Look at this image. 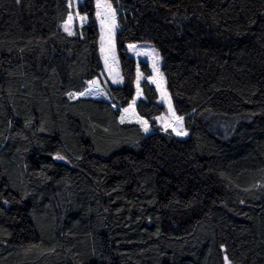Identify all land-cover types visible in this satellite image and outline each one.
<instances>
[{
	"label": "trees",
	"instance_id": "trees-1",
	"mask_svg": "<svg viewBox=\"0 0 264 264\" xmlns=\"http://www.w3.org/2000/svg\"><path fill=\"white\" fill-rule=\"evenodd\" d=\"M101 5L0 0V264H264V0Z\"/></svg>",
	"mask_w": 264,
	"mask_h": 264
},
{
	"label": "snow or ice",
	"instance_id": "snow-or-ice-1",
	"mask_svg": "<svg viewBox=\"0 0 264 264\" xmlns=\"http://www.w3.org/2000/svg\"><path fill=\"white\" fill-rule=\"evenodd\" d=\"M17 3H19V0H17ZM102 5H101V0H97V7H98V9L101 7ZM103 7H105L106 9H108V10H110V13H111V19H112V21H113V24H112V27L114 28L115 27V9H113L112 7H111V4H109V3H105L104 5H103ZM102 15V13L101 12H97V16H101ZM71 20V15L69 16V21ZM106 21L105 20H101V23L102 24H104ZM63 27H64V30L66 31V32H68V34L69 35H73L74 33H72V31L70 30V28H69V25H68V23L66 22L64 25H63ZM103 39V38H102ZM130 48H135L136 46L135 45H130L129 46ZM105 63H106V65H107V57H105ZM162 75V74H161ZM119 82H121V81H119V80H113V83H119ZM89 84L90 85H97L98 84V81H89ZM137 87H139V77L137 78ZM91 91H92V88L91 87H89V88H86L85 89V91L84 92H80L78 95H80V96H83V95H85V94H88V93H91ZM71 98H75L74 97V94H72V93H69L68 94ZM135 101H133V103H134ZM127 111V109H125V112ZM176 119L178 120V121H183V117L181 116V117H176ZM121 122H124V117L123 116H121ZM145 125L147 124V121H144L143 122ZM145 131H148V128L147 127H145V129H144ZM174 131H175V129H173ZM177 135H187V132L186 131H178L177 132ZM56 159H60V160H63L64 159V157L63 156H61V155H59V154H57L56 155V157H55ZM5 203H7V201H5ZM240 203H244V201L243 200H241L240 201ZM225 261H228V258H227V256H225ZM229 264H230V262H229Z\"/></svg>",
	"mask_w": 264,
	"mask_h": 264
},
{
	"label": "rangeland",
	"instance_id": "rangeland-1",
	"mask_svg": "<svg viewBox=\"0 0 264 264\" xmlns=\"http://www.w3.org/2000/svg\"><path fill=\"white\" fill-rule=\"evenodd\" d=\"M68 23V25H69V28H70V30L72 31V33H75V27H74V25L73 24H71L70 22H67ZM65 24V23H64ZM63 24V25H64ZM63 29H64V27H63Z\"/></svg>",
	"mask_w": 264,
	"mask_h": 264
}]
</instances>
